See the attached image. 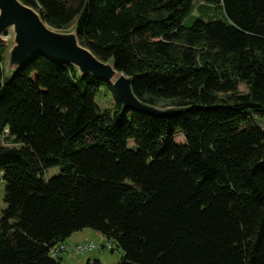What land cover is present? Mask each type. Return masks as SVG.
<instances>
[{
    "label": "trees",
    "instance_id": "trees-1",
    "mask_svg": "<svg viewBox=\"0 0 264 264\" xmlns=\"http://www.w3.org/2000/svg\"><path fill=\"white\" fill-rule=\"evenodd\" d=\"M21 1L180 113L43 53L8 76L0 52V264H61L86 229L119 264H264V0Z\"/></svg>",
    "mask_w": 264,
    "mask_h": 264
},
{
    "label": "water",
    "instance_id": "water-1",
    "mask_svg": "<svg viewBox=\"0 0 264 264\" xmlns=\"http://www.w3.org/2000/svg\"><path fill=\"white\" fill-rule=\"evenodd\" d=\"M12 29L15 35L7 61V71L16 72L33 56L43 53L75 67L82 76L102 79L114 87L127 110L157 117H171L176 110H161L141 102L133 92V81L115 69L113 63L97 58L84 47L77 31H58L43 21L41 14L21 0H0V48L8 46L4 36Z\"/></svg>",
    "mask_w": 264,
    "mask_h": 264
},
{
    "label": "rangeland",
    "instance_id": "rangeland-1",
    "mask_svg": "<svg viewBox=\"0 0 264 264\" xmlns=\"http://www.w3.org/2000/svg\"><path fill=\"white\" fill-rule=\"evenodd\" d=\"M196 6L200 5V2L198 0H195ZM195 16H199L198 11L196 10V12L194 13ZM222 17L220 13L214 15V18H219ZM207 20V19H206ZM74 29V27L71 29V31ZM4 40H6L8 42V46L5 48H0V52H2L3 54V58H4V66H5V71L6 74L9 76H12V74H14V72L9 73L7 71V61H8V57H9V53L11 51V48L13 46V41L15 38L14 32L12 29H10L8 31V33L3 37ZM240 90L241 92H246L245 87L242 85L240 86ZM98 106L100 107V109L102 111H106V110H112L114 108V101L111 97V95H109L107 92L103 91L97 101ZM159 109H163V110H168L170 109L167 105H162L158 107ZM259 124L261 127L264 128V122L263 121H259ZM176 143L178 144H182L184 142V137L181 133H178L176 135L175 138ZM5 145H7L5 143ZM133 144L131 143V146ZM8 146V145H7ZM60 174V170L59 169H52L50 171H48L46 173L47 179H51L52 177H55L57 175ZM5 182L3 180H0V219H1V215L2 212L4 211V209L6 208V204H5ZM86 235H92V241L89 243H93L94 246L96 247H103L106 246L109 241L103 237L100 233L93 231L91 229H86ZM80 237H82V234L78 233L76 235V239H79ZM112 245V249H103V250H95L93 252H88L85 254H81L78 256V258H89L92 259L90 261H100L103 264H119L122 259H123V252L120 248L117 247L116 244H114V242H110ZM83 244V243H82ZM96 258H93V257ZM100 257V258H99ZM58 259V258H57ZM88 262V261H87ZM85 262V264L87 263ZM70 264H77L75 261H72V263Z\"/></svg>",
    "mask_w": 264,
    "mask_h": 264
},
{
    "label": "crops",
    "instance_id": "crops-1",
    "mask_svg": "<svg viewBox=\"0 0 264 264\" xmlns=\"http://www.w3.org/2000/svg\"><path fill=\"white\" fill-rule=\"evenodd\" d=\"M85 231L86 230L80 232V234H82V237H80L79 239L75 238L76 235L78 234V233H76L70 239H68L67 242H65V245L68 246L69 249H68L67 253L63 254L60 257L61 264H70V263H72V261H75L77 264H85V262L92 260V259H90V257L87 258V259L86 258H78V256L81 255V254H78L73 249L74 247H76L79 244L87 243V242H91L92 241L93 236L92 235H86ZM93 258H96V257L94 256Z\"/></svg>",
    "mask_w": 264,
    "mask_h": 264
},
{
    "label": "built area",
    "instance_id": "built-area-1",
    "mask_svg": "<svg viewBox=\"0 0 264 264\" xmlns=\"http://www.w3.org/2000/svg\"><path fill=\"white\" fill-rule=\"evenodd\" d=\"M69 247L66 246L65 244L59 245L58 247H56L55 249L52 250V256L54 258H60L63 254L67 253ZM75 252L77 253H81V254H85L88 252H93L95 250H103V249H112V245L109 242L106 246L103 247H96L94 246L93 243H83V244H79L76 247L73 248Z\"/></svg>",
    "mask_w": 264,
    "mask_h": 264
}]
</instances>
